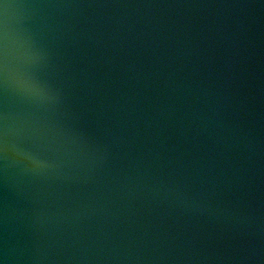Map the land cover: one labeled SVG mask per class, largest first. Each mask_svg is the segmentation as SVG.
<instances>
[{
  "label": "water",
  "instance_id": "95a60500",
  "mask_svg": "<svg viewBox=\"0 0 264 264\" xmlns=\"http://www.w3.org/2000/svg\"><path fill=\"white\" fill-rule=\"evenodd\" d=\"M0 264H264V0H0Z\"/></svg>",
  "mask_w": 264,
  "mask_h": 264
}]
</instances>
